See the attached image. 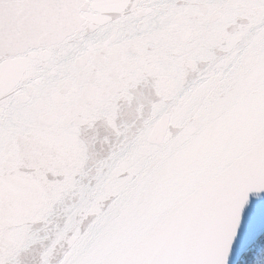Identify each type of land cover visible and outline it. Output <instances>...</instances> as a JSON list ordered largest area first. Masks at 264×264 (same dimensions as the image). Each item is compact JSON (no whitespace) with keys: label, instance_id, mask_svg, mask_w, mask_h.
Instances as JSON below:
<instances>
[{"label":"snow or ice","instance_id":"obj_1","mask_svg":"<svg viewBox=\"0 0 264 264\" xmlns=\"http://www.w3.org/2000/svg\"><path fill=\"white\" fill-rule=\"evenodd\" d=\"M0 264H264V0H0Z\"/></svg>","mask_w":264,"mask_h":264}]
</instances>
